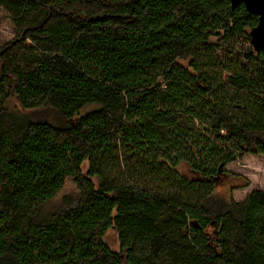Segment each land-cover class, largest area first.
Here are the masks:
<instances>
[{
  "label": "trees",
  "instance_id": "trees-1",
  "mask_svg": "<svg viewBox=\"0 0 264 264\" xmlns=\"http://www.w3.org/2000/svg\"><path fill=\"white\" fill-rule=\"evenodd\" d=\"M0 9L15 33L0 45V264H264V190L235 202L224 172L264 156V49L238 46L258 15L230 0ZM48 108L55 123L29 119ZM69 179L79 197L36 221Z\"/></svg>",
  "mask_w": 264,
  "mask_h": 264
},
{
  "label": "rangeland",
  "instance_id": "rangeland-1",
  "mask_svg": "<svg viewBox=\"0 0 264 264\" xmlns=\"http://www.w3.org/2000/svg\"><path fill=\"white\" fill-rule=\"evenodd\" d=\"M14 37L15 33L12 22L8 14L0 9V45L6 44ZM238 46L243 48L242 51H246L253 45L251 40H247L245 44L244 42H241ZM86 112L87 111H84L80 115H83ZM28 116L30 120L35 122L46 121L55 123L54 118L56 117V114L52 108H48L47 111L30 110L28 111ZM78 118L79 117H76L75 120H78ZM85 167H88L87 162L85 163ZM224 172L230 178L229 185L235 187L230 196L235 202H243L255 190H264V156L262 155L246 154L238 161L227 165L224 168ZM232 175L236 176L234 183ZM229 185L226 186V188H229ZM222 190L224 191L223 194L227 197V190ZM78 197L79 190L77 185L73 179H69L58 196L43 204L38 214V220L36 221L43 222L51 214L67 209ZM105 240L113 251L119 252L120 255L122 254L118 236L114 231H109Z\"/></svg>",
  "mask_w": 264,
  "mask_h": 264
},
{
  "label": "water",
  "instance_id": "water-1",
  "mask_svg": "<svg viewBox=\"0 0 264 264\" xmlns=\"http://www.w3.org/2000/svg\"><path fill=\"white\" fill-rule=\"evenodd\" d=\"M233 7L245 5L246 9L259 16V23L251 30V42L256 51L264 49V0H230ZM223 167L221 166L220 169Z\"/></svg>",
  "mask_w": 264,
  "mask_h": 264
},
{
  "label": "flooded vegetation",
  "instance_id": "flooded-vegetation-1",
  "mask_svg": "<svg viewBox=\"0 0 264 264\" xmlns=\"http://www.w3.org/2000/svg\"><path fill=\"white\" fill-rule=\"evenodd\" d=\"M258 19H259V17H258Z\"/></svg>",
  "mask_w": 264,
  "mask_h": 264
}]
</instances>
